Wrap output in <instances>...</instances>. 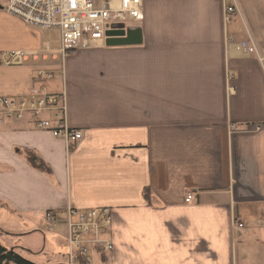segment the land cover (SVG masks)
<instances>
[{
	"label": "crops",
	"instance_id": "0c3cea01",
	"mask_svg": "<svg viewBox=\"0 0 264 264\" xmlns=\"http://www.w3.org/2000/svg\"><path fill=\"white\" fill-rule=\"evenodd\" d=\"M233 3L242 38L221 0H143L130 26L140 43L51 59L46 89L65 92L83 137L70 146L27 117L0 123V228L43 242L54 231L66 253V209L109 207L105 264H264V72L241 51L264 53V0ZM45 45L0 9V53Z\"/></svg>",
	"mask_w": 264,
	"mask_h": 264
},
{
	"label": "built area",
	"instance_id": "2783aa9c",
	"mask_svg": "<svg viewBox=\"0 0 264 264\" xmlns=\"http://www.w3.org/2000/svg\"><path fill=\"white\" fill-rule=\"evenodd\" d=\"M0 9L21 19L25 24L43 29H57L60 47L51 49L48 44L34 51H9L0 53V64L20 65L30 57L32 60H55L58 55L64 58L77 48L97 46L105 40V32L116 23L126 27L142 21L143 0H7ZM237 12L232 2L224 7L223 20L227 22ZM240 47V46H239ZM239 49V48H238ZM241 51L253 55L264 72V53L252 43L242 45ZM54 72L51 69H38L28 91L20 96H0V123L4 120L28 118L35 129L48 131L53 137L64 140L73 146L82 139L81 130L69 127L65 118V92H50L47 81ZM231 129H237L235 124ZM193 199L188 194L186 201ZM48 228L59 218L52 210L43 213ZM64 221L67 226L68 263L83 258L84 264L98 253H108L112 249L110 237L109 207H94L78 210L68 207ZM238 228L243 224L235 221ZM90 258V259H89ZM78 264V261H76Z\"/></svg>",
	"mask_w": 264,
	"mask_h": 264
},
{
	"label": "rangeland",
	"instance_id": "374dc122",
	"mask_svg": "<svg viewBox=\"0 0 264 264\" xmlns=\"http://www.w3.org/2000/svg\"><path fill=\"white\" fill-rule=\"evenodd\" d=\"M222 1V12L224 7L231 4L233 0H221ZM230 1V2H229ZM7 0H0V6L4 7ZM162 7V5H160ZM238 10V9H237ZM237 11L233 14L229 21L225 22V25L229 26V30L234 29L237 31L238 38H242L245 34V29L242 26L241 16ZM224 23V20H223ZM239 24V25H238ZM238 25V26H236ZM131 25H128L130 27ZM42 34V40L44 44H48L51 49H58L60 47V35L57 29H43L37 28ZM250 39L245 40L249 42ZM60 56V55H58ZM60 59V57L58 58ZM57 62V61H56ZM54 64L51 61V57L48 60L43 61L40 59L32 60L30 57L27 61L22 62L20 65H4L0 64V96H15L23 92L24 89L30 87L35 79V73L38 69H49L51 65ZM54 80V79H53ZM48 86H52L51 81H47ZM65 223V221H64ZM46 224V223H45ZM66 234H65V246H67V226L65 223ZM15 233L4 234L0 236V242L5 247L12 249L14 248L16 252L25 257L26 259L36 263V264H69L68 256L63 248V241L61 236L54 238L53 232H45L46 241H37L30 234H23L14 231ZM19 233V235H17ZM62 233V231H60ZM110 238V237H109ZM68 247V246H67ZM102 255H107L106 252L98 253L93 256L90 260L91 264H105L102 261ZM83 258L78 257L76 261H82ZM90 259V258H89ZM75 261V264H76Z\"/></svg>",
	"mask_w": 264,
	"mask_h": 264
},
{
	"label": "water",
	"instance_id": "95a60500",
	"mask_svg": "<svg viewBox=\"0 0 264 264\" xmlns=\"http://www.w3.org/2000/svg\"><path fill=\"white\" fill-rule=\"evenodd\" d=\"M132 29L124 23H116L105 32V44L107 46L133 45L141 42V34L130 33Z\"/></svg>",
	"mask_w": 264,
	"mask_h": 264
},
{
	"label": "trees",
	"instance_id": "16d2710c",
	"mask_svg": "<svg viewBox=\"0 0 264 264\" xmlns=\"http://www.w3.org/2000/svg\"><path fill=\"white\" fill-rule=\"evenodd\" d=\"M144 196L146 200H149V193L147 190L145 191ZM4 234H9V233L0 228V236ZM105 257H106L105 255H102V261H105ZM0 264H36V263L20 255L18 252L15 251L14 248L9 249L4 245H2V243L0 242ZM78 264H83V262L80 260L78 261Z\"/></svg>",
	"mask_w": 264,
	"mask_h": 264
}]
</instances>
